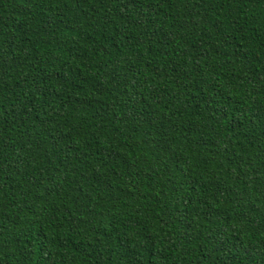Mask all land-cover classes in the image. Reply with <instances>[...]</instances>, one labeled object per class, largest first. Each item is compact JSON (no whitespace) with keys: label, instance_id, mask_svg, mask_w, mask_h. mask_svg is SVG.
<instances>
[{"label":"trees","instance_id":"obj_1","mask_svg":"<svg viewBox=\"0 0 264 264\" xmlns=\"http://www.w3.org/2000/svg\"><path fill=\"white\" fill-rule=\"evenodd\" d=\"M0 264H264V0H0Z\"/></svg>","mask_w":264,"mask_h":264}]
</instances>
